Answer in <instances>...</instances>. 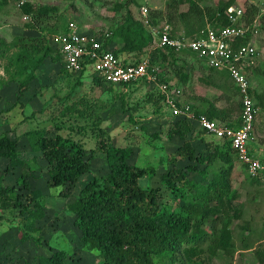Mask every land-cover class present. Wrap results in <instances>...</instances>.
Listing matches in <instances>:
<instances>
[{"label": "rangeland", "instance_id": "obj_1", "mask_svg": "<svg viewBox=\"0 0 264 264\" xmlns=\"http://www.w3.org/2000/svg\"><path fill=\"white\" fill-rule=\"evenodd\" d=\"M171 1L29 0L38 5L49 4L58 8L57 13L48 19H42V23L37 24L35 28H30L32 17L24 19L18 0H0V38L12 42L18 36H42L45 29L59 33L72 23H77L87 31L107 30L112 28L125 12V9L116 11V7L122 3H129L135 17L142 20H145L142 8L147 7L148 15L154 18L158 16L155 19L157 25L168 23L172 27L171 32L177 37H188L202 25V20L192 17L169 22L166 14L169 12ZM194 1L204 8L217 9L230 0ZM178 2V11L174 16L190 8L189 0ZM251 3L257 5L260 12L253 21L257 31L250 37L257 48V55L247 74L253 96L260 105L255 124L254 142L257 143L254 152L264 162V0H234L231 5L240 7L245 12ZM206 14L207 10L204 18L210 22ZM121 45L119 40L117 44L115 43V46ZM43 46L41 44L39 48L42 49ZM4 50L0 55V133L8 132L18 138L21 156L28 160L34 171L29 165L12 167L7 159L0 157L2 182L15 186L23 194L26 203L29 202L30 191L18 183L22 173L27 174L32 188H40L43 191L45 216L37 221V225L42 229L41 235L45 241L39 248V254L51 253L53 249H65L71 256L69 264H99L101 259L96 252L82 249L74 218L67 212V204L74 201L75 197H62L59 195V189L50 185L48 162L42 152L35 153L29 148L25 132L30 129L47 128L50 134L59 131L66 138L81 143L89 155L94 154L92 159L94 172L103 175L109 168L106 154L99 150L98 137L94 132L96 122L100 120L101 126L110 133L115 145L131 148L132 155L129 159L131 164L152 166L156 169L153 185L161 190L165 201L173 203L171 194L161 183V176L173 166L172 156L183 143L179 137L168 136L175 122L174 116L161 101L157 83L145 79L128 87L111 86L106 83L97 85L89 74L82 77L78 76L80 73L68 74L60 61L52 56L38 68L37 77L30 84L29 90L20 95L18 84L22 77L17 73L18 62H15L18 48L8 46ZM142 52L128 55V58L134 61L151 54L150 48ZM181 61L183 62H179V65L184 67L180 66L179 69L187 76L185 80L177 74L175 68L179 65L177 67L167 65L165 75L172 83L182 87L187 100L199 103L198 107L208 109L216 116L228 106V96L231 97V104L235 106L240 104V94L227 73H213L194 58L186 57ZM162 70L163 68H159L158 73ZM195 135L197 136L196 133ZM213 141L211 137H206L203 141L196 137L193 143L200 150L205 148L207 142ZM192 162L193 160L188 158L176 160L178 166ZM90 177V174L86 175L80 184L84 185ZM231 179V189L236 194L230 205L225 206V210L230 214L225 218L222 215L223 220L218 222L215 228L219 233L227 221L233 235V246L229 248V252L219 250L212 253L209 250L198 264H264V186L258 181L255 183L251 180L239 160L235 161ZM33 206L34 204L31 205ZM25 215L20 208H0V264H36L37 251L30 242L20 241L18 231ZM244 236L247 238L243 239ZM46 241L54 247L51 251ZM211 244L209 241L204 247L212 248Z\"/></svg>", "mask_w": 264, "mask_h": 264}, {"label": "trees", "instance_id": "obj_2", "mask_svg": "<svg viewBox=\"0 0 264 264\" xmlns=\"http://www.w3.org/2000/svg\"><path fill=\"white\" fill-rule=\"evenodd\" d=\"M131 1L135 2V0ZM233 1L230 0L214 9L204 8L196 1L189 0L190 8L174 16L178 11L179 2L172 0L169 12L166 14L169 19L167 20L172 22L192 17L201 19L202 25L189 35L195 36L208 24L214 27L230 24L226 12ZM21 9L24 15L28 14L32 17L30 28H35L37 24L42 23V19H48L58 11L56 6L38 5L29 1ZM120 9H125V12L109 29L111 35L106 39V45L112 46L117 56L130 59L127 58L128 55L143 53L142 51L150 48L151 54L148 56L151 68H163L162 72L158 73V79L166 83L172 82L165 75V67L167 65L177 67L186 57L194 58L213 73L220 72L208 67L188 49L178 51L172 47L152 48L154 33L151 27L145 24L144 20L135 17L129 3L119 4L116 11ZM206 10L210 22L204 18ZM259 12L260 8L251 3L243 14V21L251 24ZM148 17L151 25H157L155 22L157 15L155 18L150 15ZM69 26L67 25L60 32H66ZM105 32L106 30L101 29L98 34L104 35ZM43 33L42 36H18L12 42L0 38V55L8 46L18 48L15 62H18L17 73L22 77L18 84L20 95H24L29 90L30 84L37 77L38 68L51 56L60 61L65 72L72 74L64 68L59 50L51 42V36L55 32L45 29ZM250 37L248 35L239 38L236 45L247 43ZM118 40L122 43L121 46H115ZM41 44L42 46L45 44L42 49L39 48ZM141 60L142 58L134 61L139 63ZM180 66L175 69L185 80L187 76L179 69ZM250 70L251 68L248 67L247 73ZM84 73L85 71H82L78 76L82 77ZM93 81L97 85L106 83L116 86L97 75L93 76ZM134 84L136 83H126L121 87ZM233 85L238 91L236 85ZM251 93L254 94L253 90ZM159 96L164 102L162 94L159 93ZM230 99L231 97L228 96V106L221 110L218 116L208 109L203 110L197 106L194 108L198 114H206L212 119L217 117L229 125L238 126L242 103L235 106L230 103ZM257 105L260 108L258 101ZM234 114L237 116L234 117ZM174 119L175 122L168 136L179 137L183 143L172 156L173 166L161 176V183L171 194L173 203L165 201L161 190L153 185L156 169L152 166L131 164L129 162L132 155L131 148L115 145L110 133L101 126L100 120L96 122L94 132L98 137L99 150L106 154L109 168V171L103 175H98L93 170L92 149L90 150L92 154L89 155L88 150L81 143L66 138L59 131L50 134L47 128H36L25 132L29 148L35 153L42 152L48 162L50 185L58 188L62 197H75L74 201L67 204V212L74 218L73 222L80 235L78 241L82 249L96 252L101 259L99 264L166 262L198 264L209 250L212 253L219 250L229 252V248H232L233 235L228 228V222L223 224L219 233L215 225L223 220L222 215L225 218L230 214L225 210V206L230 205L236 194L231 189L235 161L239 160L236 149L229 140L218 139L199 130L188 118L174 116ZM196 137L201 141L211 137L214 141L207 142L205 148L198 150L193 143ZM0 157L7 159L12 167L29 165L34 171L28 160L21 156L18 138L8 132L0 133ZM187 158L193 162L184 166L177 165L176 160ZM88 174L91 176L90 179L84 185L80 184L82 178ZM191 174L193 175L190 176ZM251 180L258 183L255 179L251 178ZM18 183L30 191L28 203L15 186L3 184L0 177V208H20L26 214L19 226L20 241L30 242L37 251L36 264H69L71 256L67 250L53 249L48 241L46 242L49 243L50 251L53 249L52 252L38 253L42 242L45 241L44 236L41 235L42 229L37 225V221L45 216L44 193L40 188H32L26 173L20 175ZM246 238L244 236L243 239ZM209 241L212 242V248L204 247Z\"/></svg>", "mask_w": 264, "mask_h": 264}, {"label": "built area", "instance_id": "obj_3", "mask_svg": "<svg viewBox=\"0 0 264 264\" xmlns=\"http://www.w3.org/2000/svg\"><path fill=\"white\" fill-rule=\"evenodd\" d=\"M27 1L29 0H18V6L22 7ZM147 12L148 8L143 7L144 22L154 33L152 48L172 47L178 51L188 49L208 67L228 72L241 97L242 110L238 126L212 119L206 114H198L193 104L185 100L182 87L159 81V68H151L148 55L139 63L117 56L113 47L106 45V39L111 35L109 29L104 35H99V31H87L77 23H72L66 32L52 34L51 42L58 48L64 68L71 73L85 71L84 74H89L92 78L97 75L116 86L140 83L145 79L157 83L159 93L163 96V104L171 110L173 116L188 118L208 135L229 140L249 176L264 186V162L253 152L252 146L256 139L255 124L260 108L251 94L247 74L248 67L255 62L257 48L251 39L245 44L236 45L239 38L251 36L257 31L253 22L245 23L244 10L231 6L226 12L230 24L215 27L208 24L195 36L177 37L173 36L172 27L168 23L151 25ZM30 18V15H24V19Z\"/></svg>", "mask_w": 264, "mask_h": 264}, {"label": "crops", "instance_id": "obj_4", "mask_svg": "<svg viewBox=\"0 0 264 264\" xmlns=\"http://www.w3.org/2000/svg\"><path fill=\"white\" fill-rule=\"evenodd\" d=\"M219 71H220V72H225V73H227V74H228V72H227V71H221V70H219ZM180 87H181V86H180ZM184 97H185V99L187 100V97H186V96H184ZM187 101H188V102H190V103H192L194 107H195V106H197V107H198V104H199V103H197V104H196V103H195V102H193V101H192V102H191V101H189V100H187ZM200 104H201V103H200ZM201 107H202V106H201ZM199 108H200V107H199ZM202 109H203V108H202ZM216 119H218V120H221V119H219V118H217V117H216ZM238 120H239V119H238ZM256 143H257V142H252V146L254 147V149L256 148V146H255V145H256ZM254 151H255V150H254ZM255 153H256V152H255ZM256 154H257V153H256ZM248 175H249V174H248ZM262 186H263V185H262Z\"/></svg>", "mask_w": 264, "mask_h": 264}]
</instances>
